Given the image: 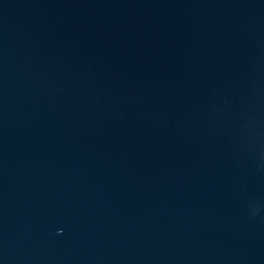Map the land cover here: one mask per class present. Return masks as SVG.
Returning a JSON list of instances; mask_svg holds the SVG:
<instances>
[{
	"label": "water",
	"instance_id": "1",
	"mask_svg": "<svg viewBox=\"0 0 264 264\" xmlns=\"http://www.w3.org/2000/svg\"><path fill=\"white\" fill-rule=\"evenodd\" d=\"M0 264H264V0H0Z\"/></svg>",
	"mask_w": 264,
	"mask_h": 264
}]
</instances>
